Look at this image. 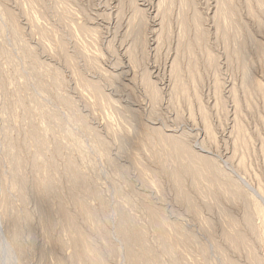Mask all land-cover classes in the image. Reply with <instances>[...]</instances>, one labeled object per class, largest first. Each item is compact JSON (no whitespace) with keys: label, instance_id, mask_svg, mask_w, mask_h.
<instances>
[{"label":"rangeland","instance_id":"rangeland-1","mask_svg":"<svg viewBox=\"0 0 264 264\" xmlns=\"http://www.w3.org/2000/svg\"><path fill=\"white\" fill-rule=\"evenodd\" d=\"M0 264H264V0H0Z\"/></svg>","mask_w":264,"mask_h":264}]
</instances>
